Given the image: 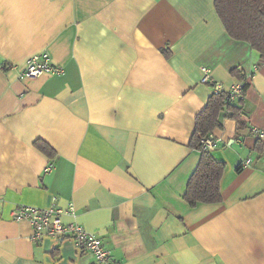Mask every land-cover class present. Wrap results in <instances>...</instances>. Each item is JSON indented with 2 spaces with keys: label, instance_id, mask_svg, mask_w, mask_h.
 <instances>
[{
  "label": "crops",
  "instance_id": "crops-1",
  "mask_svg": "<svg viewBox=\"0 0 264 264\" xmlns=\"http://www.w3.org/2000/svg\"><path fill=\"white\" fill-rule=\"evenodd\" d=\"M42 51L63 72L20 79ZM203 67L224 89L246 88L241 124L221 114L211 131L222 199L190 206L200 151L189 140L212 93ZM253 127L264 130V61L225 31L213 0H0V264H93L72 240H32L30 223L11 218L19 204L69 203L62 221L119 264H264V137Z\"/></svg>",
  "mask_w": 264,
  "mask_h": 264
},
{
  "label": "trees",
  "instance_id": "trees-1",
  "mask_svg": "<svg viewBox=\"0 0 264 264\" xmlns=\"http://www.w3.org/2000/svg\"><path fill=\"white\" fill-rule=\"evenodd\" d=\"M213 6L225 31L234 39L248 42L264 61V0H213ZM245 88L246 84L244 90ZM223 97L224 93H211L205 107L195 117L189 145L199 150L200 156L183 194V199L190 206L197 203H216L222 199L220 177L224 163L216 161L208 150L203 149L200 138L219 126ZM230 111V117L240 125V107L230 105ZM34 145L48 156L54 155V150L45 141L37 139ZM240 168L237 166L236 171Z\"/></svg>",
  "mask_w": 264,
  "mask_h": 264
},
{
  "label": "built area",
  "instance_id": "built-area-1",
  "mask_svg": "<svg viewBox=\"0 0 264 264\" xmlns=\"http://www.w3.org/2000/svg\"><path fill=\"white\" fill-rule=\"evenodd\" d=\"M201 82L210 85L212 93H224L223 107L221 114L230 117V105H237L244 95L245 80L240 79L234 82L228 89L210 77L209 70L202 68ZM63 67L61 64L52 60L47 51L34 53L26 60V65L18 76L20 79H32L46 74H61ZM257 137H264V130L255 127L251 129ZM203 149L210 150L214 146V136L209 132L206 136L200 138ZM250 163L246 158L240 161L242 167ZM52 165L44 168V171H50ZM75 207L69 203L67 207L49 206L46 208L19 204L11 210V218L14 221H27L32 226V240H39L44 236L55 237L58 239L67 238L72 240L78 252H89L93 257V264H119L112 256L111 251L103 245L101 240L93 233L84 229L77 222L65 223L62 221L63 215H74Z\"/></svg>",
  "mask_w": 264,
  "mask_h": 264
}]
</instances>
